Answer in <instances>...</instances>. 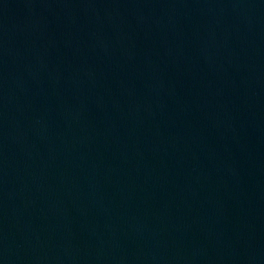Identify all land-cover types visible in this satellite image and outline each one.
Listing matches in <instances>:
<instances>
[{
	"label": "water",
	"instance_id": "95a60500",
	"mask_svg": "<svg viewBox=\"0 0 264 264\" xmlns=\"http://www.w3.org/2000/svg\"><path fill=\"white\" fill-rule=\"evenodd\" d=\"M0 264H264V0H0Z\"/></svg>",
	"mask_w": 264,
	"mask_h": 264
}]
</instances>
